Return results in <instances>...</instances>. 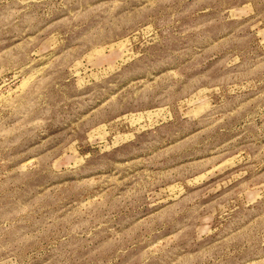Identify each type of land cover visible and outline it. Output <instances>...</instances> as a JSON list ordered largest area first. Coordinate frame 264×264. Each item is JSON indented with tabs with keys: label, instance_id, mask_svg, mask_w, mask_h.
I'll return each instance as SVG.
<instances>
[{
	"label": "rangeland",
	"instance_id": "rangeland-1",
	"mask_svg": "<svg viewBox=\"0 0 264 264\" xmlns=\"http://www.w3.org/2000/svg\"><path fill=\"white\" fill-rule=\"evenodd\" d=\"M0 264H264V0H0Z\"/></svg>",
	"mask_w": 264,
	"mask_h": 264
}]
</instances>
